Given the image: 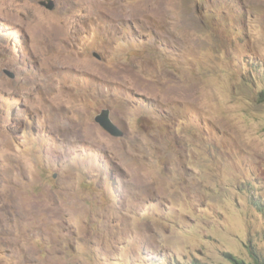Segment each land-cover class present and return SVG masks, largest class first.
<instances>
[{"label":"rangeland","instance_id":"rangeland-1","mask_svg":"<svg viewBox=\"0 0 264 264\" xmlns=\"http://www.w3.org/2000/svg\"><path fill=\"white\" fill-rule=\"evenodd\" d=\"M41 1L0 0V264L264 258V0Z\"/></svg>","mask_w":264,"mask_h":264},{"label":"trees","instance_id":"trees-1","mask_svg":"<svg viewBox=\"0 0 264 264\" xmlns=\"http://www.w3.org/2000/svg\"><path fill=\"white\" fill-rule=\"evenodd\" d=\"M255 67V71L256 72H260V76H259V80L260 82L262 83V87L258 90V100L261 102V103H264V61H261L260 63H256L254 65ZM235 263L234 264H264V258L263 257H255L253 258V260L251 261H248L246 262L245 260H238L236 258H233ZM163 261L164 263H167V264H210V263H207V262H203L201 260H195L193 262H190V263H181L179 261H176V262H171L170 259L168 257H165V256H161V258H158L157 260V263L158 262H161ZM218 264H225V263H218Z\"/></svg>","mask_w":264,"mask_h":264},{"label":"water","instance_id":"water-1","mask_svg":"<svg viewBox=\"0 0 264 264\" xmlns=\"http://www.w3.org/2000/svg\"><path fill=\"white\" fill-rule=\"evenodd\" d=\"M41 3L50 9H52L54 7V1L53 0H42ZM6 72L10 75H13L8 70H6ZM96 120L101 124V126L103 128H105L111 134L116 135V136L123 135L122 130H120L119 127L111 119L110 110L108 108L103 109L101 111V113L96 116Z\"/></svg>","mask_w":264,"mask_h":264},{"label":"clouds","instance_id":"clouds-1","mask_svg":"<svg viewBox=\"0 0 264 264\" xmlns=\"http://www.w3.org/2000/svg\"><path fill=\"white\" fill-rule=\"evenodd\" d=\"M261 61H264V60H261ZM261 61H260V62H261ZM260 62H259V63H260ZM253 70L255 71V67H254V66H253ZM255 72H256V71H255Z\"/></svg>","mask_w":264,"mask_h":264},{"label":"bare ground","instance_id":"bare-ground-1","mask_svg":"<svg viewBox=\"0 0 264 264\" xmlns=\"http://www.w3.org/2000/svg\"><path fill=\"white\" fill-rule=\"evenodd\" d=\"M54 28V27H53ZM43 30V29H42ZM44 31V30H43ZM54 31V30H53Z\"/></svg>","mask_w":264,"mask_h":264}]
</instances>
